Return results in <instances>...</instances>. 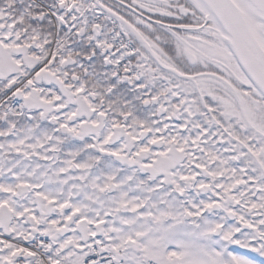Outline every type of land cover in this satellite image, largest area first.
Instances as JSON below:
<instances>
[{
  "label": "snow or ice",
  "instance_id": "snow-or-ice-1",
  "mask_svg": "<svg viewBox=\"0 0 264 264\" xmlns=\"http://www.w3.org/2000/svg\"><path fill=\"white\" fill-rule=\"evenodd\" d=\"M0 264H264V0H0Z\"/></svg>",
  "mask_w": 264,
  "mask_h": 264
}]
</instances>
